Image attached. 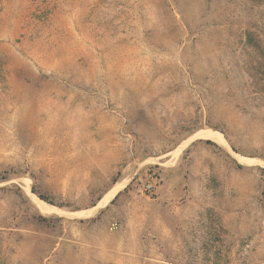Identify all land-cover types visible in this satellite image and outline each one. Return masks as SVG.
<instances>
[{"label": "rangeland", "instance_id": "obj_1", "mask_svg": "<svg viewBox=\"0 0 264 264\" xmlns=\"http://www.w3.org/2000/svg\"><path fill=\"white\" fill-rule=\"evenodd\" d=\"M263 166L264 0H0V264H264Z\"/></svg>", "mask_w": 264, "mask_h": 264}, {"label": "bare ground", "instance_id": "obj_2", "mask_svg": "<svg viewBox=\"0 0 264 264\" xmlns=\"http://www.w3.org/2000/svg\"><path fill=\"white\" fill-rule=\"evenodd\" d=\"M203 133L205 132V130L204 131H202ZM215 133V132H214ZM211 135V134H210ZM216 135V134H215ZM206 137H207V134H206ZM220 137V136H219ZM190 139V138H189ZM211 139V138H210ZM217 139V138H216ZM215 140V139H214ZM186 142V141H185ZM251 160V159H250ZM250 160H249V163H250ZM254 160V159H253ZM241 161H242V159H241ZM252 161V160H251ZM243 162H245V161H243ZM264 167V166H263ZM122 185H124V184H122ZM120 186V185H119ZM117 187H118V185H117ZM121 188V187H120ZM27 189V188H26ZM113 194H114V191L112 192ZM109 194H111V193H109ZM34 195V194H33ZM110 196V195H109ZM37 198V197H36ZM108 198V197H107ZM104 199H106V198H104ZM109 199V198H108ZM42 201V200H41ZM43 202V201H42ZM45 203L46 202H44V205H45ZM101 203V205L103 204L104 205V203L103 202H100ZM38 204V203H37ZM41 204V203H40ZM38 206V205H37ZM41 207V206H40ZM48 207V206H47ZM47 207H45V208H42L43 209V211H44V213H46V214H52L53 212H55L56 210H54V208L52 209V208H47ZM58 208V207H57ZM41 209V208H40ZM61 210H63V209H61ZM41 211V210H40ZM90 211V210H89ZM42 212V211H41ZM65 212V211H64ZM81 213H82V211H81ZM86 213V212H85ZM59 214H61V212L59 213ZM90 214V213H89ZM62 215H64V213L62 214ZM82 215V214H81ZM85 215V214H84Z\"/></svg>", "mask_w": 264, "mask_h": 264}, {"label": "built area", "instance_id": "obj_3", "mask_svg": "<svg viewBox=\"0 0 264 264\" xmlns=\"http://www.w3.org/2000/svg\"><path fill=\"white\" fill-rule=\"evenodd\" d=\"M150 186V185H149ZM149 186H147L148 188H150Z\"/></svg>", "mask_w": 264, "mask_h": 264}, {"label": "trees", "instance_id": "obj_4", "mask_svg": "<svg viewBox=\"0 0 264 264\" xmlns=\"http://www.w3.org/2000/svg\"><path fill=\"white\" fill-rule=\"evenodd\" d=\"M247 34H248V32H247Z\"/></svg>", "mask_w": 264, "mask_h": 264}]
</instances>
